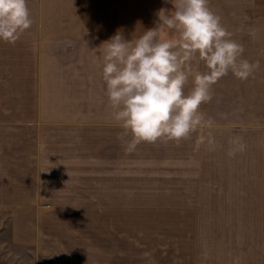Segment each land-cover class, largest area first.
<instances>
[{
    "label": "crops",
    "instance_id": "crops-1",
    "mask_svg": "<svg viewBox=\"0 0 264 264\" xmlns=\"http://www.w3.org/2000/svg\"><path fill=\"white\" fill-rule=\"evenodd\" d=\"M27 5L31 28L14 44L0 40L6 257L11 264H204L200 214L249 212L255 182H264V0H208L243 45L242 58L259 67L246 80L229 72L212 86V100L199 109L205 123L190 138L142 142L132 152L106 95L103 42L117 31L134 40L156 26L159 38H178L158 21L173 4ZM190 63L207 71L198 54Z\"/></svg>",
    "mask_w": 264,
    "mask_h": 264
},
{
    "label": "clouds",
    "instance_id": "clouds-1",
    "mask_svg": "<svg viewBox=\"0 0 264 264\" xmlns=\"http://www.w3.org/2000/svg\"><path fill=\"white\" fill-rule=\"evenodd\" d=\"M170 2L174 12L160 11L158 21L178 38H159L156 26L134 40L117 31L103 42L102 78L128 152L142 142L190 138L205 123L199 109L212 100V86L229 72L246 80L259 67V61L242 58L243 45L232 39L208 0ZM32 23L27 0H0V40L14 44ZM197 54L207 71H193L190 62ZM190 76L193 87L185 93ZM203 142L201 136L198 143ZM244 147L240 143L239 150Z\"/></svg>",
    "mask_w": 264,
    "mask_h": 264
},
{
    "label": "rangeland",
    "instance_id": "rangeland-1",
    "mask_svg": "<svg viewBox=\"0 0 264 264\" xmlns=\"http://www.w3.org/2000/svg\"><path fill=\"white\" fill-rule=\"evenodd\" d=\"M263 183L255 182L256 194L247 200L251 209L249 212L200 214L202 218L201 254L204 264H264ZM0 246V257L3 263L11 264V257H6L10 249L8 250L5 245L0 244ZM16 264L26 263L18 261Z\"/></svg>",
    "mask_w": 264,
    "mask_h": 264
}]
</instances>
